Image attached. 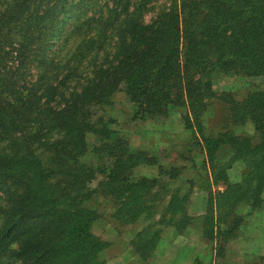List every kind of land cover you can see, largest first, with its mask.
Listing matches in <instances>:
<instances>
[{"label":"trees","instance_id":"trees-1","mask_svg":"<svg viewBox=\"0 0 264 264\" xmlns=\"http://www.w3.org/2000/svg\"><path fill=\"white\" fill-rule=\"evenodd\" d=\"M73 2L0 0V264H106L109 245L93 232L100 215L84 204L97 192L114 201V222H149L131 241L142 263L164 227L181 233L196 222L208 240L228 239L240 222L229 221L235 210L264 202V91L227 100L230 122L251 124L252 135L205 133L201 115L215 77L264 80V0ZM117 91L141 120L187 110L185 129L214 163V184L243 165L204 217L186 213L187 195H160L168 189L160 179L176 180L179 169L133 151L117 119L98 117ZM88 152L94 167L82 163ZM153 166L158 177L135 176Z\"/></svg>","mask_w":264,"mask_h":264},{"label":"rangeland","instance_id":"rangeland-1","mask_svg":"<svg viewBox=\"0 0 264 264\" xmlns=\"http://www.w3.org/2000/svg\"><path fill=\"white\" fill-rule=\"evenodd\" d=\"M77 1L74 0L73 4ZM164 1L160 0L159 4ZM5 5L6 3L1 4L0 8L3 10ZM76 14L78 15L75 19L64 21L65 29L77 22L76 18H79L82 13L78 10ZM150 16L146 17V22L149 21ZM212 89L216 96L209 101L208 110L201 115L206 128L205 133L254 134L251 124L240 126L230 122L231 112L227 100L230 97L241 100L250 91H264V80L238 75H219L214 78ZM133 110L125 93L117 91L109 97L105 105L98 107L97 113L98 117L111 116L117 119L116 128L128 141L133 151H144L149 157L154 158V163L165 169H179L180 174L176 180L160 179L163 184H168V189L165 188L160 195L166 196V199L173 192H180L182 196L187 195L186 213L194 220L201 219L208 213L201 215L206 199L210 200L218 192L224 191L226 185L223 182H237L241 177L243 165L234 164L227 173L228 181L223 179L218 184H214L212 180V172L215 171L214 163L207 161L205 154L194 145L193 137L185 129L184 121L189 114L187 110L174 109L167 117L146 120L134 116ZM87 139L90 145L95 137L89 135ZM226 155L227 150L223 147L216 163L224 160ZM81 160L86 166L94 167L96 163L95 156L91 152H88ZM158 174L159 170L154 166L139 168L135 171L136 177L156 178ZM96 185L97 182H94L91 188ZM84 204L85 207L100 215V219L93 226V232L109 245L101 254L106 264H194L196 260L200 264H264V202L254 210L247 205L238 207L229 221L238 218L240 222L235 232L226 240L217 239L216 242L208 240L201 223L195 222L181 233L171 226L164 227L161 235L163 240L146 263L140 261L131 241L149 224L147 220L125 226L114 222L111 218L115 211L114 201L111 197L98 192ZM215 204L214 200L212 213L214 212V217L217 218L219 214L222 216L223 212L219 211ZM227 226L228 224L222 228ZM155 227L159 226L155 225ZM217 252L220 254L217 255Z\"/></svg>","mask_w":264,"mask_h":264},{"label":"crops","instance_id":"crops-1","mask_svg":"<svg viewBox=\"0 0 264 264\" xmlns=\"http://www.w3.org/2000/svg\"><path fill=\"white\" fill-rule=\"evenodd\" d=\"M208 208H209V200H208V198L206 199V203H205V207H204V209H203V211H201V215L202 214H206L207 212H208ZM200 215V214H199ZM162 240H163V237L161 238V240H160V242H162ZM160 242H159V244H160ZM158 244V245H159ZM158 247V246H157ZM156 251V250H155Z\"/></svg>","mask_w":264,"mask_h":264}]
</instances>
